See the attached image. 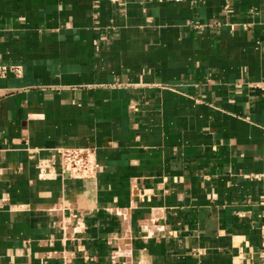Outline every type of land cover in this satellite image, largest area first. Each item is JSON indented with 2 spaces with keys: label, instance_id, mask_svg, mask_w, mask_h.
<instances>
[{
  "label": "crops",
  "instance_id": "obj_1",
  "mask_svg": "<svg viewBox=\"0 0 264 264\" xmlns=\"http://www.w3.org/2000/svg\"><path fill=\"white\" fill-rule=\"evenodd\" d=\"M263 224L264 0H0V264H264Z\"/></svg>",
  "mask_w": 264,
  "mask_h": 264
},
{
  "label": "built area",
  "instance_id": "obj_2",
  "mask_svg": "<svg viewBox=\"0 0 264 264\" xmlns=\"http://www.w3.org/2000/svg\"><path fill=\"white\" fill-rule=\"evenodd\" d=\"M62 172L71 177L85 179L96 176L99 163L96 151L90 147H68L59 150ZM43 167V165H41ZM264 243V224L261 227Z\"/></svg>",
  "mask_w": 264,
  "mask_h": 264
}]
</instances>
